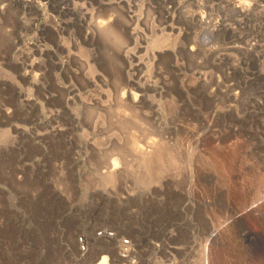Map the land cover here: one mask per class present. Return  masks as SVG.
<instances>
[{
    "label": "rangeland",
    "instance_id": "1",
    "mask_svg": "<svg viewBox=\"0 0 264 264\" xmlns=\"http://www.w3.org/2000/svg\"><path fill=\"white\" fill-rule=\"evenodd\" d=\"M26 1L0 0V7L10 10L0 18V264H89L97 251L92 237L132 247V264H264V218L257 216L264 199L251 203L255 190L264 188V0H81L83 7L67 1L59 5L61 0ZM99 2L114 6L109 12ZM246 7L249 19L240 11ZM84 12L106 21L115 15L117 33L105 28L108 33L97 31L81 42L75 34ZM59 22L72 33L67 40L72 49L57 53L63 70L47 64L44 76L45 70L37 68L39 49L50 44L42 41L40 27ZM123 27L134 33L132 41L120 39ZM177 45L184 50L176 51ZM190 75L202 79L195 82ZM125 77L162 87L166 95L149 89L142 107L124 112L118 100ZM184 78L191 84L181 91ZM39 83L47 90H39ZM69 85L77 89L71 106L64 91ZM44 92L54 99L44 101ZM54 110L62 112L56 119ZM126 113L133 116L125 118ZM188 116L201 127L188 123ZM123 118L132 125L120 126ZM56 125L65 133L48 138L41 150L31 136ZM164 130L172 131L166 135ZM190 135L197 137L196 144ZM132 139L147 148L158 139L153 143H161L159 155V148L163 154L172 145L165 149H175L178 157L170 156L176 163L167 162L174 151L165 150L168 157L161 155L168 166L162 160L156 166L157 154L150 164V170L161 167L165 174L148 170L132 155ZM71 152L77 164L71 163ZM125 152L130 165L122 166L120 176H127L111 184L106 173L113 164L121 168ZM36 160H42L44 172L34 166ZM22 163L27 176L18 181L12 169ZM235 213L240 216L233 221Z\"/></svg>",
    "mask_w": 264,
    "mask_h": 264
},
{
    "label": "bare ground",
    "instance_id": "2",
    "mask_svg": "<svg viewBox=\"0 0 264 264\" xmlns=\"http://www.w3.org/2000/svg\"><path fill=\"white\" fill-rule=\"evenodd\" d=\"M26 1V0H25ZM69 2V4L72 2V4L73 5H76V6H84V4L86 3V2H82L81 0H61L60 2H59V5L60 4H63V3H67V2ZM27 2V1H26ZM104 2H106L105 0H104ZM104 2H99V4H102L103 6L105 5V3ZM107 3V2H106ZM114 3V2H113ZM113 3H109V4H106L105 6H107V8H108V11H109V8H111L112 6H114L113 5ZM89 4V3H88ZM91 4V3H90ZM98 4V3H97ZM64 5V4H63ZM62 5V6H63ZM93 5V4H92ZM124 5V4H123ZM161 5H163V4H161ZM66 6V5H65ZM94 6V5H93ZM105 6H104V8H105ZM121 6H122V4H121ZM124 7V6H123ZM166 7V6H165ZM164 7V8H165ZM72 8V7H71ZM70 8V9H71ZM79 8V7H78ZM87 8V7H86ZM98 8H100V7H98ZM114 8V7H113ZM121 8V7H120ZM74 9V8H73ZM84 9V8H83ZM103 9V8H102ZM106 9V8H105ZM119 9V8H118ZM54 10V9H53ZM63 10H64V6H63ZM81 10V9H80ZM87 10V9H86ZM86 10H84V11H86ZM113 10H115V9H113ZM8 11H10V10H8V6L7 5H4V6H1L0 7V18H5V16H6V13L8 12ZM55 11V10H54ZM92 11V10H91ZM99 11V10H98ZM239 11V10H238ZM241 11V13L242 12H246L244 15H246V18H248L250 15H251V13H250V11H249V9H247V7L245 8V9H243V10H240ZM64 12V11H63ZM72 12H73V10H72ZM83 12V11H82ZM81 11L80 12H78V13H82ZM93 13H94V11H92ZM92 12H87V13H85L84 12V14L83 15H81V16H78V17H80V18H78L77 17V19H78V21H79V19H80V23H79V30H77L76 32V34L75 35H77L78 37H79V40L81 41V42H83V43H86V42H88L89 40H91L92 39V37L97 33V31H98V33H103V32H105L104 30H106L105 28H108L109 29V32H111V33H113V32H116L117 33V31H116V29L114 28L115 26V24L114 25H112V23H113V21H115L114 20V18L116 17L115 15H114V17H112V16H109L111 13H112V9H111V13L109 14V15H107V16H109L108 18V20L106 21V20H100L99 18L96 20V19H94V16H93V13ZM110 12V11H109ZM109 12H107V10H106V13H109ZM169 14H170V12H168ZM168 13H165V14H168ZM239 13V12H238ZM65 14H67V13H65ZM68 14H70V13H68ZM89 14V15H88ZM99 14V13H98ZM100 14H103V13H100ZM99 14V15H100ZM255 14V13H254ZM80 15V14H79ZM97 15V14H96ZM95 15V16H96ZM103 15H105V14H103ZM70 16V15H69ZM83 16V17H82ZM101 16V15H100ZM170 16V15H169ZM243 16V15H242ZM82 17V18H81ZM97 17H99V16H97ZM102 17V16H101ZM105 16H103V18H104ZM166 17V16H165ZM74 18V17H73ZM107 18V17H106ZM66 19V18H65ZM116 19V18H115ZM171 19H172V17H171ZM249 19V18H248ZM251 19V18H250ZM118 20V19H117ZM173 20H175V19H173ZM68 22V21H67ZM73 22V21H72ZM77 21H75V23H76ZM63 23H65V22H63ZM74 23V22H73ZM61 23L59 22V23H55L54 25H49V24H44V25H42L41 27H40V35H41V38H42V41L44 42V43H46V44H50V46L49 45H44L42 48H40L39 49V53H40V58H39V62H38V60H37V63H39L38 64V66L39 67H37L38 69L40 68V69H46V65L47 64H50V65H53L54 67H56L57 69H61V70H63V68H64V66H65V64L64 63H60L58 60H57V53H64V52H71V46L68 44V42H67V40L70 38V36H72V33H69L64 27H62L61 25H60ZM73 26H74V24H72ZM76 25H77V23H76ZM71 26V25H70ZM69 26V27H70ZM114 26V27H113ZM78 27V26H77ZM116 28H118L117 26H116ZM169 28V27H168ZM166 29V28H165ZM170 29V28H169ZM70 30H72V29H70ZM69 30V31H70ZM170 30H172V31H175L174 30V28L173 27H171V29ZM39 32V31H38ZM106 33H108V31L106 30ZM173 33H175V32H173ZM178 34H177V37H180V36H182L181 35V32H177ZM49 34H52V36H53V39L52 40H49ZM167 34V33H166ZM172 34V33H171ZM122 35L128 40V41H132L134 38V33L133 32H131L127 27H123V32H121V35H119L121 38L120 39H123V37H122ZM170 35V34H169ZM113 37H115L116 38V36H114V35H112ZM118 36V35H117ZM119 36L116 38V39H119ZM169 39V38H168ZM170 40V39H169ZM168 40V41H169ZM180 40V39H179ZM178 40V41H179ZM177 41V42H178ZM160 42V41H159ZM167 42V41H166ZM158 43V42H157ZM157 43H156V45H157ZM170 43H171V41L169 42V43H163V45L162 46H167L168 47V44L170 45ZM178 44V43H177ZM194 44V43H193ZM192 44V45H193ZM75 45H77V46H80V42L76 39L75 40ZM198 45V44H197ZM34 46V45H33ZM161 45L159 46V47H162ZM173 46V45H172ZM172 46H170V47H172ZM178 46V45H177ZM238 45H236V47H237ZM31 47H32V45H31ZM41 47V46H40ZM166 47V50L168 49ZM163 48V47H162ZM174 48V47H173ZM184 46H181V45H179L177 48L175 47V49H176V51L177 50H179V49H181V50H184ZM197 48V47H196ZM235 48V47H234ZM239 47H237V49H238ZM36 49V48H35ZM199 49V48H198ZM201 49V48H200ZM236 49V48H235ZM242 49V48H241ZM240 49V50H241ZM161 50V49H160ZM170 49H168V51H169ZM180 50V51H181ZM35 51V50H34ZM33 51V52H34ZM38 51V50H37ZM161 51H164V50H161ZM160 51V52H161ZM186 51H188V49L186 50ZM191 51L192 52H194L195 51V49L194 48H191ZM199 51V50H198ZM249 51V50H248ZM25 52V51H24ZM23 52V53H24ZM26 52H27V50H26ZM167 52V51H166ZM197 52V51H196ZM196 52H194L195 54H196ZM169 53H171L170 51H169ZM54 54H56V57L54 58V59H51L50 57H51V55H54ZM194 54V55H195ZM189 55H190V53H189ZM193 55V54H192ZM25 56L27 57V54H25ZM24 57V56H23ZM26 57H24V59L26 58ZM30 58V57H29ZM29 61V60H28ZM33 61V60H32ZM126 61H129V58L126 60ZM25 63V62H24ZM27 63H31V61L30 62H27ZM36 63V62H35ZM36 63V64H37ZM37 65H35L34 66V68L33 69H35V67H36ZM23 67H25L24 66V64L21 66V68H22V70L24 71V69H23ZM32 67V66H31ZM28 69V68H27ZM177 69V68H176ZM26 71V70H25ZM194 71V70H193ZM27 73V72H26ZM158 73V72H157ZM160 73V72H159ZM194 73V72H193ZM49 74V70H47V72H46V70H45V73L43 74L44 76H47ZM197 74V73H196ZM200 74V73H199ZM199 74H198V76H199ZM22 75H23V77H26V74L23 72L22 73ZM162 74H160L159 76H161ZM194 75H195V73H194ZM196 76V75H195ZM195 76L193 77V76H189V77H193V79L195 78ZM30 76H28V78H29ZM157 77H158V75H157ZM188 77V76H187ZM197 77V76H196ZM201 77H203V76H201ZM205 77V76H204ZM168 78V77H167ZM158 79H160V77L158 78ZM157 79V82L156 83H159L158 80ZM185 79V78H184ZM196 79V78H195ZM202 79V78H201ZM200 78H198V79H196L195 80V82H197V80H201ZM207 79V78H206ZM164 80V79H163ZM167 80V79H166ZM192 81V80H191ZM193 83H194V81H192ZM206 82V81H205ZM205 82H203V84H202V82L200 83L202 86L204 85V83ZM124 83L127 85V86H125V87H122L121 88V90H122V93H121V96L119 97V100H118V102H119V104H120V108H122V111H124V112H126L128 109H131V110H133V111H137L138 110V108H140V107H142L143 106V104L145 103V101H146V98H147V91L149 90V89H151V90H154L155 91V93L156 94H158V96L160 95H166L165 93H166V91H165V93H164V90H163V88L161 87V89L159 88V86H158V88H155V86L152 84V83H149V82H144V83H142V84H140V83H138L137 81H133L132 79H130L129 77H125L124 78ZM161 83V82H160ZM170 83H171V81H170ZM193 83H192V86H193ZM210 83V82H209ZM191 84V82L189 81V80H187V79H185V80H183V81H181V91H186V90H188V86ZM195 84V83H194ZM162 85V84H161ZM168 85V84H167ZM171 85V84H170ZM169 85V86H170ZM200 85V86H201ZM121 86H122V84H121ZM194 86H197L196 84L194 85ZM199 86V85H198ZM200 86L198 87V90H199V88H200ZM211 86V85H210ZM35 87V86H34ZM40 89L39 90H47L46 89V87L44 86V84H42V83H39V86H38ZM164 87H165V83H164ZM168 87V86H167ZM205 87V86H204ZM36 88H37V86H36ZM190 88V87H189ZM195 88V87H194ZM203 87H201V89H202ZM191 89H193V88H191ZM200 89V90H201ZM194 91L196 90V89H193ZM64 91H65V101H66V105H69V106H71L73 103H74V95L76 94L75 92L77 91V89L75 88V86H73V85H69V86H67V87H65L64 88ZM192 91V90H191ZM204 91H205V89H204ZM214 91V90H213ZM216 91V90H215ZM214 91V92H215ZM209 92V91H208ZM213 92V93H214ZM187 93V92H186ZM195 93V92H194ZM196 93H198L199 95H197L198 97H201V92H197L196 91ZM205 93H206V91H205ZM216 93V92H215ZM180 95H181V93H179ZM183 95H184V93H182ZM191 94H193L192 92H191ZM190 94V95H191ZM182 95V97H184V98H186L185 96H183ZM187 96H188V94H186ZM195 95V94H194ZM188 97H190V96H188ZM213 97H215V95H213ZM212 97V98H213ZM191 98V97H190ZM189 98V99H190ZM202 98H203V95H202ZM202 98L200 99V101H202ZM209 98H211V96L209 97ZM208 98V99H209ZM30 100H32L31 98H29ZM42 99L44 100V101H46V102H48L49 100H53L54 99V97L53 96H49V94H47L46 92H44L43 94H42ZM182 100V99H181ZM186 100V99H185ZM209 101V100H208ZM207 101V102H208ZM212 103H214V99H212ZM191 102V101H190ZM203 103V102H202ZM189 104V103H188ZM210 104V103H209ZM184 105V104H183ZM187 105V104H186ZM194 105V104H193ZM211 105V104H210ZM214 105V104H213ZM191 106H192V103H191ZM184 107H186V106H184ZM119 108V109H120ZM187 108H189V107H187ZM196 108V107H195ZM184 109V108H183ZM190 109V108H189ZM215 109V108H214ZM193 110V109H192ZM209 110V109H208ZM6 112H11V111H6ZM191 112V111H190ZM8 113H5V114H7L8 115ZM62 112L60 111V110H54V112L52 113V118L53 119H56V118H58L59 116H60V114H61ZM138 113V112H137ZM136 112L135 113H132V114H137ZM195 113H197V111L195 112ZM9 114H11V113H9ZM121 115H122V112L120 113ZM124 114V113H123ZM139 114V113H138ZM190 114V113H189ZM194 114V113H193ZM193 114H191V115H193ZM71 115V114H70ZM125 115V114H124ZM126 115H129L128 113H126ZM131 116H133V115H131ZM130 115L129 116H125V118L126 117H131ZM71 117H73L72 115H71ZM135 117H136V115L135 116H133L132 117V120L133 121H136V120H134L135 119ZM139 117V116H138ZM189 117L190 116H188V123H195V122H190V120H189ZM192 117V116H191ZM191 117H190V119H191ZM198 117V116H197ZM125 118H123L124 119V121L122 120L121 122H119V125L121 126L124 122H126L125 121ZM193 118H195V116L193 117ZM191 119V120H193V121H195L194 119ZM128 122H126V123H128L129 124V122H131V119H128L127 120ZM123 122V123H122ZM156 122V121H155ZM198 122V121H197ZM196 122V123H197ZM201 122V121H200ZM209 122V121H208ZM122 123V124H121ZM133 123V122H132ZM135 123V122H134ZM195 123V126L197 125ZM205 123V122H204ZM203 123V124H204ZM131 124V123H130ZM129 124V125H130ZM136 124H137V121H136ZM139 124V123H138ZM179 124V123H178ZM184 124H187V122L185 123V121H184ZM201 124V123H200ZM200 124H198L199 126H200ZM124 125H125V123H124ZM132 125V124H131ZM182 125H183V123H182ZM188 125V124H187ZM186 125V126H187ZM190 125V124H189ZM197 125V127H199ZM123 126V125H122ZM139 126V125H138ZM141 126V125H140ZM167 126V125H166ZM171 126V125H170ZM185 126V125H184ZM185 126V127H186ZM191 126V125H190ZM192 126H194V125H192ZM209 126V125H208ZM211 126V125H210ZM131 127H133V126H131ZM157 127H159V126H157ZM177 127V126H176ZM181 129H184L183 128V126L181 127V126H179ZM201 127V126H200ZM203 127H206V126H203ZM168 128V127H167ZM169 128H171V127H169ZM168 128V129H169ZM187 128H189L188 126H187ZM190 128H192L191 130H193V128L194 127H190ZM189 128V129H190ZM214 128V127H213ZM165 129V128H164ZM194 129H196V128H194ZM201 129V128H200ZM210 129H212V127L210 128ZM127 130V129H126ZM133 130H134V128H133ZM166 130V129H165ZM164 130V133H166L167 131H172V130H167V131H165ZM180 130V129H179ZM185 130V129H184ZM183 130V131H184ZM188 130V129H187ZM197 130H199V128L197 129ZM65 131H66V128H64V127H62V126H58V125H56V126H53L50 130H47V131H45V132H43V133H37V134H35L34 136H31V139H32V141L34 142V144H36V145H39L38 147L41 149V150H43V151H45V147H43V145H42V143H46V140L48 139V138H54V137H57V136H59L60 134H63V133H65ZM131 131V130H130ZM157 131V130H156ZM182 131V132H183ZM188 131H190V130H188ZM187 131V132H188ZM213 132H214V130H212ZM150 132H153L152 130L150 131ZM158 132H160V130H158ZM169 132V133H170ZM178 132V131H177ZM185 132V131H184ZM187 132H185V133H187ZM193 132V131H192ZM200 132V131H199ZM135 132L133 131V134H134ZM146 134L148 133V132H145ZM146 134H144L145 136H148L149 135V133L146 135ZM152 134H154V132L153 133H151V135ZM159 134V136H160V133H158ZM163 134V133H162ZM161 134V136H163ZM198 134V133H197ZM135 135V134H134ZM134 135H132V136H134ZM151 135H149V136H151ZM166 135H168V133H166ZM181 136H183L182 134H180ZM149 136H148V138L147 137H145V138H147V141L148 140H151L150 138H149ZM154 136H156V134L154 135ZM158 136V135H157ZM158 136V137H159ZM185 136H187L186 138H188V136L189 135H184V137ZM193 136V135H192ZM194 136H197V135H195L194 134ZM135 137V136H134ZM171 137H172V135H171ZM183 137V138H184ZM201 137V136H200ZM214 137H216V136H214ZM133 138V137H132ZM157 138V137H156ZM162 138H165V135H164V137H162ZM167 138V137H166ZM165 138V139H166ZM186 138H184V139H186ZM190 138H191V135H190ZM135 139V138H134ZM134 139H132L131 140V144L133 145H129L131 148H132V151H135L134 153L132 152V155L133 154H135V156H136V154L138 155L137 157H139L138 159H140V160H138V161H140V162H142L143 163V165L142 166H144V165H146V168L148 169V170H150L151 169V166H150V164H152L153 162H152V160L154 159L153 157H154V155H158L157 156V161L158 162H154L155 164H156V166L158 165L157 163H160V161L162 160V159H164L165 160V158L163 157L162 158V155L164 154V151L166 150L165 148L166 147H171L172 145H170V146H166L165 148H164V151H163V154H162V151L160 150L162 147V145H161V143L158 141V143L157 142H155V143H157L158 145H156L155 146V148H154V145H155V143H153L154 141H157L156 139L154 140V141H152V146H149L148 148H150V149H148L147 148V146L146 147H142L143 145H141V146H138L137 144L139 143V142H137V144H133V140ZM160 139H161V137H160ZM165 139H164V141H165ZM168 139H169V137H168ZM167 139V140H168ZM192 139V138H191ZM197 140V137L195 138L194 137V139H192L193 141H190L191 143H192V145L196 142H194V140ZM152 140H153V138H152ZM173 141V140H175V139H169V141ZM187 140H190V139H186L185 141L186 142H188ZM203 140V139H202ZM138 141V140H137ZM164 141H163V143H164ZM199 141V140H198ZM216 141V140H215ZM136 141H134V143H135ZM149 142V141H148ZM151 142V141H150ZM160 143V144H159ZM189 143V142H188ZM188 143H186V144H188ZM191 143L189 144V150L191 151V149L192 148H194L193 146H192V148H191ZM198 143V142H197ZM200 143H201V141H200ZM166 144V143H165ZM173 144V143H172ZM196 144V143H195ZM150 145V144H149ZM161 145V146H160ZM167 145V144H166ZM175 145V144H174ZM157 146H159V147H161V148H159V151H160V155H159V153H158V151H157V149H156V147ZM164 146V145H163ZM198 146H199V144H198ZM129 147V148H130ZM173 148H176V146L174 147L173 146ZM163 149V148H162ZM198 149V148H197ZM233 149H234V147H233ZM171 150V152L172 151H174V153H170L169 151ZM170 150H166V151H168L169 152V154H167V155H169V157L166 155V154H164L165 156H167L168 158H166V160H167V162L168 161H170L171 162V164L172 163H174V162H172V159H174V156L175 155H177V157H178V154H175V149L174 150H172L171 148H170ZM186 150H188L187 149V146H186ZM188 150V151H189ZM131 151V150H130ZM188 151L186 152V154L188 153ZM197 151V150H196ZM177 153H179L178 151H176ZM199 152V151H198ZM72 153V161H71V163H75V164H77V162H78V158H76V153H75V155L73 154V152H71ZM202 153V152H201ZM215 153V155H217L216 154V152H214ZM123 154H126V155H123V157H125V158H122V155H121V159L122 160H120L121 162L123 161L124 162V159H125V162L127 163V161H129L128 159H126V156H128L127 155V153L125 152V153H123ZM170 154H175L174 156H170ZM163 155V156H164ZM180 155V154H179ZM134 156V155H133ZM187 156V155H186ZM220 156V155H219ZM219 156H217V157H219ZM222 156V155H221ZM220 156V157H221ZM160 157H161V159H160ZM176 157V158H177ZM180 157V156H179ZM210 157V156H209ZM214 158H216L215 156H213ZM172 158V159H171ZM224 158V157H223ZM156 159V158H155ZM171 159V160H170ZM177 159H179V158H177ZM181 159V158H180ZM220 159V158H219ZM127 160V161H126ZM222 160V159H221ZM42 160H36L35 162H34V166H36V168H37V170L39 171H41V172H44L45 170H44V166L42 165V162H41ZM163 161V160H162ZM173 161H176V160H173ZM218 161V160H217ZM125 162L123 163V164H121V168H118V166L116 165V164H113V168H111L107 173H106V175H107V178L109 179L108 181H109V183H111L112 184V182H114V181H117V179L119 178V176H120V174H121V172H120V170L122 169V166H124V164H125ZM135 162H136V159H135ZM152 162V163H151ZM164 162V161H163ZM161 162L160 164L161 165H166V166H168L166 163L167 162ZM169 162V163H170ZM168 163V164H169ZM176 163V162H175ZM174 163V164H175ZM218 164L220 163V162H217ZM222 163H224L223 162V160H222ZM137 164L138 165H140L138 162H137ZM149 164V166H147ZM126 166L128 165V164H125ZM130 165V164H129ZM128 165V166H129ZM137 165V166H138ZM153 165V164H152ZM163 165V166H164ZM177 165H178V163H177ZM128 166L127 167H125V169L126 168H128ZM160 166V165H159ZM173 166V165H172ZM139 167V166H138ZM154 166H152V168H153ZM169 167H171V166H169ZM169 167L167 168V169H169ZM165 168V169H166ZM15 169H16V171L14 170V169H12V176H13V178L14 179H17L18 181H22L23 179H25V177L27 176V170H28V168H27V166L25 165V163H22V164H20L19 165V167H15ZM119 169V170H118ZM142 169V168H141ZM144 169V168H143ZM156 169H157V171L159 170L157 167L155 168V170H154V168H153V170H150V171H156ZM164 169V170H165ZM166 169V170H167ZM171 169V168H170ZM223 169V168H222ZM130 169H127L126 171H129ZM136 170H138V169H136ZM140 170V169H139ZM146 170V169H145ZM160 170H161V167H160ZM159 170V171H160ZM173 170V169H172ZM124 171V170H123ZM161 171H163V170H161ZM160 171V172H161ZM137 172V171H136ZM160 172H158V175L160 176ZM164 173H163V175L165 174V171H163ZM169 172H172V171H170L169 170ZM168 172V173H169ZM176 172V171H175ZM126 173H128V172H126ZM125 173V175H122V176H120V177H123L124 178V176H127V174ZM157 173V172H156ZM167 173V172H166ZM162 174V173H161ZM223 174V173H222ZM162 175V176H163ZM168 175V174H167ZM229 175V174H228ZM161 176V177H162ZM164 177V176H163ZM165 177H166V175H165ZM169 177V176H168ZM167 177V178H168ZM173 178V177H172ZM125 179V178H124ZM159 179V178H158ZM162 179V178H161ZM161 179H159V180H161ZM122 180V179H121ZM263 180V179H262ZM118 181L120 182V179H118ZM124 182L126 181V180H123ZM124 182L122 183V184H124ZM114 184V183H113ZM260 184V183H259ZM258 184V185H259ZM263 184V183H262ZM263 186H264V184H263ZM262 186V187H263ZM261 187V186H260ZM260 187H258V189L257 190H255L256 191V194H255V197L253 198V200H252V204L254 203V205H255V202H257V201H262L263 199H264V188H261L260 189ZM256 189V188H255ZM126 193V192H125ZM124 193V194H125ZM128 194L126 193V195H124V198H126L125 196H127ZM130 197V196H129ZM123 197L121 198V199H124ZM128 198V197H127ZM121 199H119L120 201H121ZM262 199V200H261ZM124 200H126V199H124ZM128 200H130V199H128ZM123 201V200H122ZM127 201V200H126ZM125 201V202H126ZM263 202V201H262ZM122 203V202H121ZM127 203V202H126ZM261 203V202H260ZM256 206V205H255ZM255 206H253V208H255ZM244 213H246V212H244ZM240 214H241V212H240ZM240 214L238 215L237 213H235L232 217V220L233 219H235V221H236V219L240 216ZM241 215H243V214H241ZM255 215V214H254ZM264 214L262 213V214H259V215H257V216H260L261 218L260 219H263L264 218V216H263ZM234 221V220H233ZM238 222V221H237ZM235 225V224H234ZM237 225V224H236ZM238 225H240V224H238ZM231 227V226H230ZM232 228H234V227H232ZM231 228V229H232ZM230 229V230H231ZM232 231H233V229H232ZM231 233V232H230ZM250 236V235H249ZM91 244H92V246L93 247H95L96 248V254L94 255V256H92V257H90L89 259H88V261L87 262H89V264H132L131 263V261L129 260V258H130V256H131V252L133 251L132 249V247H128V246H126V247H128V248H126V249H124V245H121V244H118L114 239H107V240H104V239H98V238H96V237H92V239H91ZM131 244V243H130ZM128 245V244H127ZM131 246V245H130ZM131 248V249H130ZM136 252V251H135ZM134 252V253H135ZM133 253V254H134ZM109 256L111 257V258H109ZM109 259H111L112 260V263H111V261L109 260ZM130 259H132V258H130ZM205 259H206V256H205ZM205 262V261H204ZM208 262V261H207ZM206 263V262H205ZM206 264H208V263H206Z\"/></svg>",
    "mask_w": 264,
    "mask_h": 264
},
{
    "label": "built area",
    "instance_id": "3",
    "mask_svg": "<svg viewBox=\"0 0 264 264\" xmlns=\"http://www.w3.org/2000/svg\"><path fill=\"white\" fill-rule=\"evenodd\" d=\"M260 210H261V212L264 213V202L261 203ZM99 235H102V236H105V237L112 236V234L111 233H108V232H99ZM81 245H82L81 246V249H84V250L87 249V246L83 245V242L81 243Z\"/></svg>",
    "mask_w": 264,
    "mask_h": 264
}]
</instances>
